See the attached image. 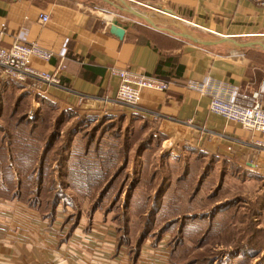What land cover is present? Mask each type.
<instances>
[{"label":"crops","instance_id":"obj_1","mask_svg":"<svg viewBox=\"0 0 264 264\" xmlns=\"http://www.w3.org/2000/svg\"><path fill=\"white\" fill-rule=\"evenodd\" d=\"M89 1L104 8H92L85 0H0L1 43L10 45L22 33L53 52L48 62L31 58L33 66L65 65L58 74L61 86L34 94L60 109L81 105L78 96L84 95L85 103L125 119H147L171 152L182 147L203 153L228 165L227 170L246 171L264 182V147L257 144L264 142V132L211 113L209 97L187 87L190 80L209 78L226 95L237 89L241 101L257 99L264 105V5L251 0ZM42 13L49 16L44 23ZM113 22L124 28L121 38L110 31ZM111 67L155 75L172 87L143 91L140 109L112 104L117 77ZM3 80L0 75L5 91L6 85H18ZM68 214L59 206L50 213L29 200L0 196V264H173L165 244L144 243L133 257L112 224L93 217L74 224Z\"/></svg>","mask_w":264,"mask_h":264},{"label":"rangeland","instance_id":"obj_2","mask_svg":"<svg viewBox=\"0 0 264 264\" xmlns=\"http://www.w3.org/2000/svg\"><path fill=\"white\" fill-rule=\"evenodd\" d=\"M6 86L0 89V131H14V108L17 115H40L34 145L42 146L51 130H58L43 171L32 173L37 160L11 173L0 165L14 185L22 179L29 194L40 193L43 211L59 206L74 224L92 217L107 221L131 251L144 243L165 244L173 264H264V182L259 177L227 170L214 155L203 158L182 147L171 152L147 119H124L92 103L60 109L45 98L37 101L30 89ZM57 115L62 122L53 128Z\"/></svg>","mask_w":264,"mask_h":264},{"label":"built area","instance_id":"obj_3","mask_svg":"<svg viewBox=\"0 0 264 264\" xmlns=\"http://www.w3.org/2000/svg\"><path fill=\"white\" fill-rule=\"evenodd\" d=\"M251 1L264 5V0ZM48 19L47 14L42 13L39 16L42 23ZM1 42L3 39L0 36V75L4 79L30 89L34 93L43 92L50 85L61 86L58 74L65 67L64 64L50 70L38 69L31 64L33 57L48 62L53 54L51 50L41 46L37 41H28L22 33L16 34L10 45H4ZM109 71L117 77V90L113 102H110L112 104L140 109V98L143 91L166 92L172 87L170 82L155 75L115 67H111ZM187 87L209 97L211 113L238 124L242 129L257 133L264 132V105L259 100L241 101L237 89L226 95L209 78L200 82L190 80L187 82ZM78 99L79 104L85 103L84 95H79ZM257 144L264 147V142H257Z\"/></svg>","mask_w":264,"mask_h":264},{"label":"trees","instance_id":"obj_4","mask_svg":"<svg viewBox=\"0 0 264 264\" xmlns=\"http://www.w3.org/2000/svg\"><path fill=\"white\" fill-rule=\"evenodd\" d=\"M12 86H14V85H12ZM14 87H16V86H14ZM1 88H2L1 91L4 92L5 89H3V87H1ZM25 92H27L26 95H29L28 91H25ZM21 95H25V94H20L19 96H21ZM18 98H16V99H18ZM35 98L39 102H42L44 100L43 97H41L40 95H37ZM1 100L2 99H0V101ZM15 103H17V100L15 101ZM2 105H4V104L0 103V110H1ZM15 111H16V108H14L13 113H11V115H10V118L12 120H14V122H15L14 126H13L14 131L13 130H9V132L4 131V130L0 131V165H1V170L4 169L3 165H6L5 170L8 171L9 173H11V171L15 167L20 171H24L25 169H23L22 165H20V164L29 163L32 160H33L32 161V163H33L34 161L36 162V160H37L38 169L32 173L38 174L40 171H43L44 164L46 161V157L48 156V153L51 151V149L53 147V143L57 137L56 133H58V130H55V129L51 130L52 132H50L48 137L45 138L42 146L41 145H39V146L34 145L35 141L32 138L38 137L37 136V134H38L37 130H38V128H40L39 125L42 122L40 115L38 117H35V118H30L26 114L17 115ZM0 117H1V111H0ZM121 117H123L125 119V115H121ZM61 120H62L61 115H59V116L57 115L54 118L53 128L58 127L62 122ZM14 148H17L18 150L14 152L13 151ZM66 148L64 150H66ZM6 155H8L7 158H6ZM1 170H0V196H5V195L9 194L10 196H5V197H18V198L26 199V200H29V202H31L32 204L38 205L39 208H42L40 201L38 202V199L40 198L39 197L40 193H38L37 195H34L33 193H32V195L29 194L28 193L29 190L26 186L25 181L20 179L19 182L16 185H14L12 176L5 177V173L1 172ZM28 174H29V172H28ZM8 175H10V174H8ZM33 176H34L33 174L28 175V180H32ZM40 179L43 180L42 179V172H41ZM53 209L54 208L49 210L50 213L53 211ZM118 242L120 244H124V242H122V240L120 239L119 234H118ZM131 252L133 253L132 256L135 257L137 255V253L139 252V248L137 250H132Z\"/></svg>","mask_w":264,"mask_h":264},{"label":"water","instance_id":"obj_5","mask_svg":"<svg viewBox=\"0 0 264 264\" xmlns=\"http://www.w3.org/2000/svg\"><path fill=\"white\" fill-rule=\"evenodd\" d=\"M110 31L114 33L117 37L121 38L124 33V28L118 26L115 22H113L110 26Z\"/></svg>","mask_w":264,"mask_h":264}]
</instances>
